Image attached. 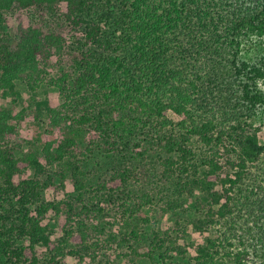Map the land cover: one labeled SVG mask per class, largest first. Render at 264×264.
Here are the masks:
<instances>
[{"label": "trees", "instance_id": "16d2710c", "mask_svg": "<svg viewBox=\"0 0 264 264\" xmlns=\"http://www.w3.org/2000/svg\"><path fill=\"white\" fill-rule=\"evenodd\" d=\"M262 78L264 0H0V264H264Z\"/></svg>", "mask_w": 264, "mask_h": 264}, {"label": "rangeland", "instance_id": "374dc122", "mask_svg": "<svg viewBox=\"0 0 264 264\" xmlns=\"http://www.w3.org/2000/svg\"><path fill=\"white\" fill-rule=\"evenodd\" d=\"M62 8L64 9L65 8V5L62 6ZM20 14H10L8 15V18H7V23L4 24V27L7 28V27H14V25L19 22V21H22V23L24 25H27L29 21H31L29 18H21L20 19ZM256 55L257 54V50L253 47H243L242 49V56L246 59H250L251 60V57L253 55ZM66 59H64L62 62L59 61V60H53L52 62H54V65H49L51 63L48 64V66H46L47 68V71L49 73H54V72H58L62 69L63 67V64H68L70 65L71 63V60L67 58V55L65 56ZM256 59V57L254 58ZM257 60V59H256ZM64 68V67H63ZM259 83V87L262 89V91L264 92V78L262 79H259L258 80ZM22 92V97H25L26 96V93L24 91H21ZM20 98H18V103L20 102ZM263 108H261V106H259L254 115L252 116V118L250 119V123L252 125V127H255L259 130V134L261 133H264V113L262 112ZM103 155V154H102ZM100 156V155H97V157H92V159H89V169H94L95 172H100V177H102V173H104L105 171H103V168L105 167V165H111V163L113 162L112 159L110 158V161L109 159L107 160L104 156ZM99 162V163H98ZM91 167V168H90ZM92 171V170H91ZM103 171V172H102ZM97 175V174H95ZM92 185V184H91ZM92 186H95V184H93ZM101 197V196H100ZM104 202V201H103ZM131 202V201H129ZM105 203V202H104ZM115 206L113 205H108L106 208H105V212H106V215L103 216V221L107 222V221H111L113 223H116L117 226H121L124 228V225L127 224V222H129V225H128V228L131 229L133 228L132 226H135L137 225V228L139 229L140 233L141 234H144V233H147V234H144V235H147L148 236V233H149V227H150V224L148 223V221L146 222L145 220L147 219H143L141 215L139 214H134L133 216H128L129 215V210H127L125 212V215L123 216V218H121V216H118L114 211L116 210V208H114ZM149 218H150V221L152 222V220H156L157 219V215L155 212L151 213L149 215ZM159 220V223L158 225H160L161 227H166L168 226L165 222L166 220L160 218V219H157ZM144 232V233H143ZM143 241L146 243V244H149V238L144 240ZM126 250V248H125ZM109 255H110V263L106 262L104 264H114V262H118V264H128L127 263V256L126 255H123V258L119 257L120 254H117L116 250H110L109 251ZM118 252L120 253V250H118ZM125 254V253H124ZM71 260V259H70ZM92 264V263H91Z\"/></svg>", "mask_w": 264, "mask_h": 264}]
</instances>
